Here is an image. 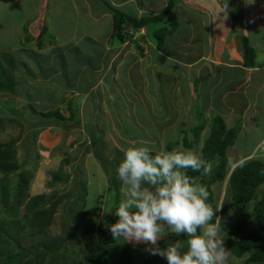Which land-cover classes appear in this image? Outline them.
I'll list each match as a JSON object with an SVG mask.
<instances>
[{
	"label": "crops",
	"instance_id": "crops-1",
	"mask_svg": "<svg viewBox=\"0 0 264 264\" xmlns=\"http://www.w3.org/2000/svg\"><path fill=\"white\" fill-rule=\"evenodd\" d=\"M14 1L12 7H15L18 13L10 18L15 19L10 29L20 27L21 31L14 40H11L13 42L10 41L11 43L7 45L0 44V54L12 57L16 66L13 75L18 85L12 94H16L22 86V89H27L26 93H30L26 95L30 100L33 92L37 93V98L41 100L45 98L44 101L48 105L42 108L44 112L39 113L50 112L53 109L64 117L67 115L64 121L73 122L78 128V136L71 142L72 147L70 144L63 148L62 145L63 154L56 153L53 157L63 160V167L66 165L67 168L78 167L80 171L81 168L87 169L84 166L87 165L88 158L96 159L93 153L97 154L100 150L97 152L91 149L92 140H97L99 136L95 134L98 131L94 130L98 127L92 118L95 112L85 119V124L90 129L88 130L90 136H84L85 140L80 136L79 126L82 121L78 112L86 103H90V96L94 92L98 93L96 101L98 106L89 105L87 109L101 110L100 98L105 96L108 85L115 89V85L110 83L117 84L122 73L131 82L133 75L137 73L138 81L145 87L148 86L144 78L146 74L149 77L152 75L161 84L160 71H166L163 81L169 82L170 96L178 89L180 93L183 90L182 94L189 96L190 91L191 93L193 91L192 87L198 86L200 95L208 96L205 110H208L213 118L220 116L228 129L240 126L241 133L249 134L255 130L258 137L255 140L256 149L264 142V119L260 120L257 115L259 109L264 107V100L262 106L255 109V96L264 87V80L261 81L264 65L259 66L255 63V58L264 55V0H255L252 5H246L244 0H227L229 6L227 19H223L224 14L220 13L225 0H175L160 27L153 26L151 30L152 33L153 29L166 27L168 32L162 34L160 39H157V36L151 37L150 31L145 32L147 35H141L149 46V54L142 63L146 70L137 68V72L132 71L129 66V54L124 52V48L132 42L127 39L121 43L112 39L113 18L110 8H115L126 16L140 19L160 14L169 0H38L40 3L35 2L34 8H31L32 2L37 0H31V6L29 0ZM32 9L41 12L40 14L34 12L36 14L34 16ZM28 10L30 13L26 19L23 16ZM24 27H27L29 34L22 33ZM64 29L72 31L65 37ZM244 41H247L255 52L253 65L250 66L244 63ZM139 61L137 59L138 63ZM160 65L167 67L162 68ZM84 68L85 77L82 78ZM189 76L194 77L198 85L192 84ZM179 77L186 79L185 86L179 81ZM26 80L33 82V85L27 86ZM179 84L181 86H178ZM50 87L52 91H45ZM150 94L154 103H157L160 94L154 95L152 92ZM31 107L32 110L34 107ZM69 110L74 111L76 119H69ZM38 121L42 122L41 125L34 123L35 127L32 130L47 126V120ZM67 132H62L65 134L64 136L61 134L63 139L67 138ZM101 132L106 134V130ZM110 140L114 145L113 149L117 150L113 156L116 157L122 153L124 146H118V137L115 139L111 137ZM59 143L61 144V141ZM80 144L83 145L82 149L79 146L81 152L77 151ZM253 152L257 151L254 149ZM75 159L80 161L74 162ZM96 163L100 164L97 159ZM164 238L166 237L162 234L161 239ZM161 242L160 240L159 245L162 246ZM137 247L142 249L144 255L146 245L138 244ZM147 253L146 259L141 262L143 264L146 262L150 264V254L148 253L147 260ZM159 260L161 263V259Z\"/></svg>",
	"mask_w": 264,
	"mask_h": 264
},
{
	"label": "rangeland",
	"instance_id": "rangeland-1",
	"mask_svg": "<svg viewBox=\"0 0 264 264\" xmlns=\"http://www.w3.org/2000/svg\"><path fill=\"white\" fill-rule=\"evenodd\" d=\"M31 2L32 1L29 0L30 6ZM35 2L40 3L38 0L32 2L31 8H34ZM13 4H15L14 0H0L1 45H7L13 42L11 40H14L15 36L17 34L19 35L21 31L20 27L10 29L13 21H15V19L12 20L10 18L18 13V10L15 7H12ZM34 12L39 13L41 10L34 11L32 9V15ZM29 13L30 11L28 10L27 14L23 17H26L27 19ZM35 15L36 14H34V16ZM70 31H72V29H64L63 35L65 37L68 36ZM9 32L11 34H9ZM145 32L146 29H144V32H141L139 36L136 35V40L130 39V43H132L129 44V46L126 48L123 47L124 52L129 54V66L132 71L135 70L134 72H137V68H140L143 71L146 70L145 67H142L144 66L142 63L149 54V46L145 39L141 37ZM22 33L29 34L27 27L23 28ZM134 34H136V32H134ZM44 36H46V34ZM151 37H153V34H151ZM114 44L117 43L114 42ZM137 59L140 60L139 63L137 62ZM40 62H42V59ZM255 63L259 66L264 65V55L255 58ZM160 67L164 68L167 66L160 65ZM160 72L161 75L159 76L161 78V84L160 81H157L152 75L149 77L146 74L144 78L148 86L145 87H142L141 81H138L137 73L133 75L132 82L122 73L117 80V84L110 83L111 85H115V89L110 88V85H108V88L105 87V89L107 88L106 94L104 97L100 98L101 105L99 106L101 107V110L95 108L94 110L87 109L89 105L94 107L98 106L96 104L98 93L94 92V94L90 96V103H86V106L84 107L85 109L83 108L78 112L80 121H82L80 122L79 130H81V138L85 140L84 136L89 135L88 130H90L85 124V119H87L88 115L92 116L94 111L95 113L92 118L93 121L98 124V127L94 129L98 131L95 134L97 136L99 135V143H103V147L97 155L100 156L103 154V158L110 161L115 160V163H117L120 157L123 159V149L130 146H148L155 150L154 153L183 150L187 149L183 146L182 138L184 135L189 141L191 140L190 142H192V148L187 150L197 152L202 148L203 141L210 129V121L213 119V116L209 111L205 110L208 96L200 95L201 91L198 86L192 87L193 91L192 93L190 91L189 96L182 94L183 90L182 93H180L179 89L176 93V90H174L170 96L169 82L165 83L163 81L165 79L166 71L161 70ZM176 72L177 71H175V73ZM81 75L82 78L85 77V68ZM189 77L192 84L196 83V85H198V82L194 77ZM263 80L264 75L261 81ZM179 81L185 86L186 79L183 80L179 77ZM26 84L27 86H31L33 85V82L26 80ZM178 86L181 85L179 84ZM22 88L23 86L18 89L16 94H12L9 97L4 96L1 100V102H4L10 99L11 106L13 105L12 109L14 107L15 112L9 108H3L2 103H0V117L2 116L9 119L14 116V118L23 124V127L20 126L19 128L16 124L4 119L3 131L0 133V144L5 143L12 148L10 149V152L13 154V159L9 161L11 164L18 166L19 169L17 172H28L29 174L26 189L22 190L24 196L22 201L23 204L20 203L21 205L16 206L15 210H10V207L12 206L10 198L5 209L0 208V264H38L33 259L36 256V252L38 253L39 251L37 243L41 238L40 234H43V238L49 240L62 238L65 235V226L67 227L68 224L70 226L71 222H74L78 227L83 226L84 230H88L86 232L87 234L81 237V242L84 250L90 252L96 245L94 239L96 236L95 232L98 227H101V223L105 218L102 216L103 205L106 204L110 206L112 203H118L113 207L115 208L123 198L121 191H119L121 189V183L119 181V187L113 185L110 190L107 187L110 182L108 175L103 172L100 164L98 165L96 159L92 157L88 158V163L84 166L87 169H80L83 174H79L81 172L78 171V167L75 169L71 166L67 168L68 165L63 167V160L60 161L59 159H53L56 153L63 154L62 145H64L63 148H67L73 141V138L78 136V128L73 122L67 120L65 122L64 119L55 116L42 118L38 113L44 112L42 108L48 106L44 101L45 98L42 100L40 98L38 99L36 96L37 93L33 92L34 94L31 96L30 100L26 97V95L30 93H26L27 89ZM130 88L131 90H134L130 91ZM202 89L204 90V88ZM261 89L262 91L255 96L256 107H254L256 110L262 106V101L264 100V87ZM48 90L52 91L53 89L50 87L45 91ZM151 92L154 95L160 94L157 103H154L152 99L153 96L150 94ZM7 97L8 99H6ZM31 106L34 107L32 110L30 109L32 108ZM167 106L169 107L167 108ZM50 111H53V109ZM99 113H101V115ZM58 115H60V113ZM257 115L260 117V120L264 119L261 117H264V107L259 109ZM65 117L68 116L65 115ZM38 119L47 120V126L42 129L36 127V131L32 130V127L29 128L28 125L34 123L37 124ZM199 123L205 124L206 127L201 132L199 139L196 140V138H194L193 128ZM238 127V130H240V126ZM69 130L72 132L70 133ZM102 130H106V134H103L101 132ZM65 131H68L66 134L67 138L63 139L65 134H62V132ZM61 134L63 135L62 137ZM241 135H239L238 140H236L234 144L226 149L228 173L225 179L209 186L204 185L207 190L210 191L212 202L215 204L216 208L222 204L220 209L216 211L215 217L221 218V228L225 229L224 231H226V229L230 230L237 222L243 220H249L247 223L248 230L257 227L254 216L252 217V215H254L253 206H248L247 209H233L229 206L230 199H228L229 195L227 194V189L228 176L231 170L239 165V161H247L253 157L259 158L264 163V155H262L264 154V147H262L264 146V142H262L256 149L257 143L255 140L258 137L255 130L249 134L242 132ZM111 137L114 139L115 137H118V146H124L121 150L122 153H119L116 157H113L117 150L113 149L114 145L112 144V140H110ZM60 141L61 144L59 143ZM79 146L82 149L83 145L80 144L77 147V151L81 152ZM254 149L257 152L254 153ZM75 161L79 162L80 160L75 159L74 162ZM109 167L111 168L110 165ZM107 170L111 173L109 168H107ZM56 177L60 180L56 181ZM16 180L17 177L15 174H10L7 178V182H10L9 192L11 194L13 192V187L16 184ZM63 194H68V198L60 199L59 197ZM37 197H43L44 199L50 200L49 203L45 205L46 207H49L50 202L55 201V199H60V203L56 207L57 210L52 216L51 222L45 226L41 224L43 227L42 231L41 228L39 229V220L36 219L37 221H34V218L32 217L33 214L31 215L29 213V207L32 205V201ZM73 202H76L75 205L79 209L68 208L69 214L67 218L66 207ZM25 206H27V209ZM112 209L108 210L107 219L112 223H115L118 217L114 215L115 209ZM37 212L38 211H36V215L38 214ZM11 221L16 224L13 225L14 230L10 232L11 226L9 222ZM5 230H8L9 232L5 233ZM245 230L247 231V229ZM224 231L223 233L220 232L221 237L224 235ZM31 232L33 235H31ZM164 236L174 237V235L170 233L168 235L165 233ZM176 237L177 236H175L173 242L182 239V236ZM70 242L72 245L71 247H74L73 242ZM165 243H167V245H165ZM70 244H68V246ZM161 244L162 246L159 245V247L163 249L172 243L164 242ZM111 246H118L122 249V254L125 256L126 260H131L134 264H143L141 262H144L145 260L147 251H144V255H142V249L137 247L138 244L126 243L123 240H115ZM128 247L130 249H127ZM103 248V246H97L95 252H99V250ZM32 250L33 252L29 253V251ZM228 256L229 259L227 264H243L246 259V257L235 258L231 256L229 252ZM149 258L151 260L150 264H167V261L160 256L150 255ZM82 259L84 263L88 264L86 259ZM159 259H161V263ZM31 260L33 262H29ZM55 264H59V262L57 261ZM144 264L149 263L146 262Z\"/></svg>",
	"mask_w": 264,
	"mask_h": 264
},
{
	"label": "trees",
	"instance_id": "trees-1",
	"mask_svg": "<svg viewBox=\"0 0 264 264\" xmlns=\"http://www.w3.org/2000/svg\"><path fill=\"white\" fill-rule=\"evenodd\" d=\"M174 2L175 0H169L166 7L161 11L160 14L152 17H143L140 19L126 16L115 8H110L113 18L112 39L118 40L119 42L123 43L127 39H131L132 35L128 34L127 31L129 28H132L133 32L139 30L140 28H144L147 32H151L153 26L154 28H157L158 26L160 27L163 19L173 7ZM153 30L154 31H152L150 35L153 34L154 37L157 36V39H160L162 34L168 32V29H166V27ZM254 55L255 52L250 48L247 41H244V61L246 65H253ZM15 68L16 66L14 65V60L12 59V57H10L8 54H0V103H2L3 108H9L12 111H14L15 109L14 107L12 109L13 105L11 106L10 99L4 102H1V100L2 97L4 98V96H6L7 94H12L13 92H15L14 88L18 85L15 75H13ZM69 112V119H76L75 113L72 110H69ZM57 113V111H50L38 114L41 117L45 118L55 116L64 119L63 115H58L59 113ZM4 119L7 118L2 116L0 117V133L3 131L5 121ZM15 119L16 118L12 116L7 120L11 123L16 124V126L19 128L20 126L23 127V124L19 120ZM41 123V121H38L37 125H41ZM28 126L29 128L34 127L33 124H29ZM205 127V124L199 123L193 128L194 138H196V140L199 139L201 132ZM209 127L210 129L203 141V146L199 151H197V153L201 154L205 160L213 164L212 172L210 175H204L202 172H193L191 170H188L187 172L188 177L192 180L193 183L203 186H209L218 181L221 182L225 179L228 173L226 149L234 144L236 140H238L241 133L240 130H238V126L231 129L226 128L224 120L220 116H215L210 122ZM98 139L100 140V138ZM98 139L92 140L91 143V149L97 150V152L103 147V143H99ZM182 141L185 148H192V142H190L191 140L189 141L185 137V135L182 138ZM10 149L12 148L8 144H0V208L5 209L7 202L11 198L12 206L10 207V210H15V207L20 206V203H22L24 199L22 190L26 189L29 174L28 172L21 171L18 173V166L10 163L9 160L13 159V154L10 152ZM93 154L96 156L97 161L100 163L103 172L109 177L110 182L109 186L107 187L110 190L113 185L119 187L116 168L120 164L119 161H122V158H119L117 163H115V160L110 161L106 158H103V154L100 156L95 153ZM109 165L111 166V168L109 167ZM107 168L111 170V173L108 172ZM10 174H15L17 177L12 194L9 192L10 182H7V178ZM55 180L59 181L60 179L56 177ZM208 192L209 196L206 203H208L211 207H213V209H215L216 206L212 202L211 193L209 190ZM227 194L229 195L228 199H230L229 206L233 209H247L248 206H253V216L255 217V221L258 226L257 229L255 228L248 230L247 223L249 220H243L237 222L230 230L226 229V231H224L225 229L221 228V233H223V231L225 232L222 236V238L225 239V247L228 249V252L231 254V256L235 258L246 257L243 264L264 263V163L259 158L253 157L245 161L243 166H235L228 176ZM68 196V194H63L59 198L66 199L68 198ZM60 199L57 198L55 199V201L50 202L49 207L45 206L47 203H49V199L37 197L34 201H32V205H30L29 207V213L31 215L33 214L32 217L34 218V221H37L36 219L39 220V229L41 228V231L43 230L41 224L45 226L51 222L52 216L57 210L56 207L60 203ZM75 203L76 202L70 203L69 206L66 207L67 218L69 214L68 208L71 207L76 208L77 210L79 209L75 205ZM113 204L114 203L110 204V206L106 204L103 205L102 215L103 217H105V219L104 221H102L101 227H98L95 232V248L97 246H103L104 250L101 249L99 250V252H95V248H93L90 252L85 251L81 242V237L85 236L88 230H84L83 226L78 227L74 222H71L70 226L69 224L67 225V227L65 226V235L62 238L49 240L43 238V234L39 233L41 235V238L37 243L39 251L38 253L36 252V256L33 260H35V262H37L38 264H55L57 261L59 262V264H86L83 262L82 258H84L86 259V262L88 264H134L133 261L126 260L125 256L122 254V249H120L118 246H111V244H113L115 240L112 238V235L107 228V225L112 224V222L107 219V213L109 209H112L118 203H115L114 205ZM25 208L27 209V206H25ZM36 211H38L37 215ZM9 223L11 226V232L12 230H14L13 225H15L16 223L13 221ZM245 229H247V231ZM6 232L9 231L5 230V233ZM31 235H33L32 232ZM165 237L166 238L161 239V243L171 242L173 244L176 242H173L175 236ZM70 241L73 242L74 247H71L72 245L70 244ZM68 244L70 245L68 246ZM127 249L130 248L128 247ZM31 252H33V250L29 251V253ZM29 262L33 261L31 260Z\"/></svg>",
	"mask_w": 264,
	"mask_h": 264
},
{
	"label": "clouds",
	"instance_id": "clouds-1",
	"mask_svg": "<svg viewBox=\"0 0 264 264\" xmlns=\"http://www.w3.org/2000/svg\"><path fill=\"white\" fill-rule=\"evenodd\" d=\"M244 3L252 5L255 0ZM228 11L225 0L220 10L223 19ZM154 151L148 146L123 149L116 168L123 198L113 208L118 219L107 225L112 238L144 244L150 255L164 258L167 264H227L221 218L215 217L222 204L213 209L206 203L207 188L187 175L188 170L210 175L213 164L193 150ZM244 163L239 161L240 166ZM165 233L183 238L162 249L159 241Z\"/></svg>",
	"mask_w": 264,
	"mask_h": 264
},
{
	"label": "built area",
	"instance_id": "built-area-1",
	"mask_svg": "<svg viewBox=\"0 0 264 264\" xmlns=\"http://www.w3.org/2000/svg\"><path fill=\"white\" fill-rule=\"evenodd\" d=\"M128 31H129V34L132 35V37H131L132 40H134L136 34H137V35H140L141 32H144V30H143L142 28L139 29L138 32H137L136 34H134V32H133L132 29H129ZM145 34H146V33H145ZM145 34H144V35H145Z\"/></svg>",
	"mask_w": 264,
	"mask_h": 264
}]
</instances>
